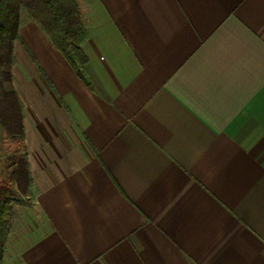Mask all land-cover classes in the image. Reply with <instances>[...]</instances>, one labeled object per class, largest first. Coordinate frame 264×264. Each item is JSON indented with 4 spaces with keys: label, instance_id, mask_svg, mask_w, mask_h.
<instances>
[{
    "label": "crops",
    "instance_id": "0c3cea01",
    "mask_svg": "<svg viewBox=\"0 0 264 264\" xmlns=\"http://www.w3.org/2000/svg\"><path fill=\"white\" fill-rule=\"evenodd\" d=\"M79 7L90 86L18 10L2 264H264V0Z\"/></svg>",
    "mask_w": 264,
    "mask_h": 264
},
{
    "label": "trees",
    "instance_id": "16d2710c",
    "mask_svg": "<svg viewBox=\"0 0 264 264\" xmlns=\"http://www.w3.org/2000/svg\"><path fill=\"white\" fill-rule=\"evenodd\" d=\"M23 6L30 18L38 23L49 42L64 56L86 83L84 65L87 56L81 43L86 38L80 10L76 0H0V127L11 137H23L22 102L12 87L11 70L14 63L12 41L17 37L18 10ZM7 82L9 87L4 86ZM8 180L0 181V264H2L4 241L8 231L6 219L15 199L11 183L30 182L24 158H14Z\"/></svg>",
    "mask_w": 264,
    "mask_h": 264
},
{
    "label": "rangeland",
    "instance_id": "374dc122",
    "mask_svg": "<svg viewBox=\"0 0 264 264\" xmlns=\"http://www.w3.org/2000/svg\"><path fill=\"white\" fill-rule=\"evenodd\" d=\"M80 1L81 0H76L78 7L80 4ZM21 7H23V6H21ZM79 10H80V7H79ZM3 69L4 68L1 65L0 71H2ZM11 72H12V70H11ZM0 80H2V74H0ZM4 86L6 88L9 87L7 82H4ZM23 156H24V148L22 146L20 139L6 135L0 127V161H1V163H0V181L4 182L5 180L9 179L10 174H11V169H12L11 161L14 158H21L22 159ZM15 194H17V193H15ZM14 198H15V196H14Z\"/></svg>",
    "mask_w": 264,
    "mask_h": 264
},
{
    "label": "built area",
    "instance_id": "2783aa9c",
    "mask_svg": "<svg viewBox=\"0 0 264 264\" xmlns=\"http://www.w3.org/2000/svg\"><path fill=\"white\" fill-rule=\"evenodd\" d=\"M0 163H1V161H0Z\"/></svg>",
    "mask_w": 264,
    "mask_h": 264
}]
</instances>
